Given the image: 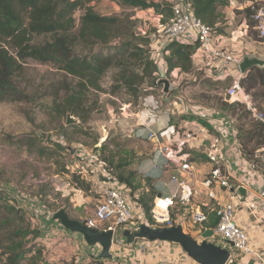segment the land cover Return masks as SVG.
<instances>
[{
	"label": "rangeland",
	"instance_id": "obj_1",
	"mask_svg": "<svg viewBox=\"0 0 264 264\" xmlns=\"http://www.w3.org/2000/svg\"><path fill=\"white\" fill-rule=\"evenodd\" d=\"M149 1L171 8L169 0ZM91 5L101 15L132 18L139 31L150 32L152 42L160 25L167 23V19L157 13L156 7L141 9L124 5L117 0H100ZM83 13L80 10L75 14L78 26ZM222 18L225 22L224 16ZM240 20L241 17H236L233 27ZM218 29L222 36H231L227 26L221 25ZM252 32L254 35L242 43L243 52L261 55L264 52V41L261 40L264 39L259 37L256 30ZM43 39L44 37H40L37 40ZM151 51L153 56L152 47ZM153 58L155 59V55ZM167 77L173 84L172 90L166 92L164 83L161 82L154 87L145 85L137 95H132L118 88L115 72L111 71L102 81L105 91L82 90L84 101L78 107L80 116H76L69 111L66 113L64 108L67 107V96L81 90L77 85L78 80L68 76L54 63L34 59L25 61L14 79L18 91L13 98L1 99L0 96V264H8L9 256L15 252L23 254L18 264H75L72 248L75 245L71 246L70 239L66 241V245H60L64 226H61L60 221L54 220L53 216L62 206L72 207V201L63 196L60 189L64 187V183L73 180L72 170L76 173V169H79L80 163L74 165L75 161L82 158L80 155L88 158L99 155L101 145L107 144L105 152L101 151L103 157L108 158L110 150L115 155L110 164L113 172L119 162L127 164L126 170L137 172L132 199L146 193L149 204H153L150 183L145 180V177L150 176L147 173L144 176L138 171L152 159V146H148L150 141L147 137L135 136L132 132V128L139 122L137 115L146 108L153 107L158 112L169 111L173 125L177 127L180 135L191 129L183 125L185 123L182 121L192 117L188 112L186 115L182 114L184 107L191 106L224 111L235 119L238 129L243 124L249 128L251 116L246 113L248 109L245 104L241 103L235 112L223 105V101L240 103L231 102L226 97V89L231 85L230 78L216 80L199 69L186 75L174 71L167 74ZM255 86L250 93L255 105L264 112V86ZM69 115L74 119L71 123H68ZM102 140L105 142L102 143ZM32 142L34 146L29 151ZM56 142H61L67 149L60 150ZM69 146L75 148L79 154L73 156ZM42 147L46 148L44 155L40 154ZM152 179L155 183L158 181L156 177ZM155 188L157 191L156 184ZM98 202L99 200H92L89 203L90 213ZM34 206L37 207V212L46 210L43 214L45 218L39 214L34 215ZM136 206L139 209L137 203ZM136 213L140 214L139 211ZM213 222L207 226H211ZM184 231L193 236L190 228ZM48 232L55 233L52 235ZM158 244L173 250L166 251L168 257L177 248L188 262L196 263L179 244ZM62 249L65 252L67 249L69 254L60 256ZM70 249L72 252H69ZM118 259L112 262L117 263ZM92 264L102 263L94 261Z\"/></svg>",
	"mask_w": 264,
	"mask_h": 264
},
{
	"label": "built area",
	"instance_id": "obj_2",
	"mask_svg": "<svg viewBox=\"0 0 264 264\" xmlns=\"http://www.w3.org/2000/svg\"><path fill=\"white\" fill-rule=\"evenodd\" d=\"M169 1L173 16L167 23L160 25L158 34H154L156 38L153 37L151 45L158 68L156 84L167 79V74L172 73H169L166 61V55L169 53L167 46L173 41L193 45L195 46L192 55L194 68L216 80L230 78L231 85L226 89V97L231 102L238 101L245 104L256 120L264 122V113L257 108L251 93H248L242 85L245 75L241 70L242 62L247 57H260H253L252 54L243 52V38L251 37L249 35L251 27L247 18L245 17L239 29L231 32L229 38L232 41H229L214 27L197 18L189 1ZM247 3L252 13L251 18L255 22L252 28L257 31L260 38L264 39V0ZM160 17L163 16L160 15ZM233 43H237V46ZM170 89H173L172 83H170ZM187 112L204 119V122L216 132L210 138L200 140V146H204L207 161L211 164L210 171L200 178L201 174L196 161L198 156L195 151L197 147L191 145L192 140H197V134L192 131L193 129L186 130L180 135L173 124H168L165 130L169 131L171 138L165 141L160 138V132L163 130L150 131L147 138L155 146L153 157H163L164 160L161 166H158L162 171L159 179L163 178L164 173H169V178L164 185L169 187L170 192L167 194L162 189L160 191L158 189L159 193L154 197L150 215H147L141 205H138L139 209L137 208V202L132 199L130 187L108 173L100 190L99 202L93 214L84 220L85 225L98 231L112 230L114 233L112 247L129 248H132L130 244L134 241L127 242L124 232L138 231L142 225L152 228L182 225L184 230L190 228V234L200 243L205 240L203 237L205 230L212 229L214 235L207 240L230 252L226 264H244L245 258L250 256L254 257L251 258L252 260L256 259L259 264H264V256L254 250L247 229L238 223L237 218L243 203L254 210L257 209L264 217V200H262L264 189L258 187V179L264 175V147L257 149L251 158H247L240 144L239 129L236 127L234 138L227 128L229 118L203 106L187 107ZM181 150L184 151L181 152ZM232 155L237 157L239 166L246 171L248 180L260 189L257 197L244 200L240 193L233 190L236 178L233 175ZM80 157H82L80 160L90 161L86 155H80ZM95 161L107 166V163L97 154L93 156V162ZM218 189L223 190L222 193H219ZM203 194L209 200H195L204 197ZM226 198L227 200H224ZM36 209L37 207L34 206L35 211ZM137 211L140 212L139 215ZM45 212L46 210L36 211L34 215L39 214L45 218L43 215ZM210 213L217 218L216 226L204 228L203 224L210 220ZM139 240L135 242L139 244L141 242ZM142 242L144 246L140 243L141 249L147 248L145 244L150 242L173 243L163 240ZM116 258H119V253H112V261H116ZM117 264H144V262L136 258L131 261H118Z\"/></svg>",
	"mask_w": 264,
	"mask_h": 264
},
{
	"label": "trees",
	"instance_id": "obj_3",
	"mask_svg": "<svg viewBox=\"0 0 264 264\" xmlns=\"http://www.w3.org/2000/svg\"><path fill=\"white\" fill-rule=\"evenodd\" d=\"M98 1L100 0H0L1 99L13 98L18 91L14 81L15 75L28 59L54 63L68 76L78 80L77 85L81 90L67 96L65 103L67 107L64 108L66 113L69 111L76 116H80L78 107L84 101L83 91L89 89L105 91L102 81L111 71L115 72L118 88L132 95H137L145 85L152 87L156 85L158 68L152 56L150 32L139 31L132 18L122 19L119 16L99 14L91 5ZM117 1L141 9L154 8L149 0ZM187 1L192 4L197 18L219 32L218 27L223 22L220 7L229 5L230 0ZM155 9L167 21L173 16L170 7L162 6ZM80 10L84 13L78 26L75 14ZM243 12L251 27L249 35L252 36L255 22L251 18V10L247 7ZM40 37L44 39L37 40ZM194 49L193 45L171 42L167 46L169 53L166 55L169 73L193 72ZM263 71L264 66H255L245 73L242 85L248 93L257 84L264 86ZM223 105L235 112L242 104L223 101ZM258 109L263 112L262 109ZM246 113L251 116V122L249 128H246V124L239 126V140L243 153L247 158H251L257 149L264 147V122L256 120L249 110ZM56 145L60 150L67 149L61 142H56ZM32 146L34 142L30 143L29 151ZM106 147L107 144H104L102 149L105 150ZM45 150L46 148L42 147L40 154L44 155ZM114 156L110 150V156L103 157L110 174L128 185L131 195H134L132 192L133 188L136 189L137 172L126 170L127 164L123 162H119L116 171L113 172L110 164ZM79 175L81 174H72L74 183L82 189L87 188L86 182ZM145 180L150 183L149 188L155 197L158 190L156 191L153 179L145 177ZM147 195L140 194L134 201L150 215L153 204H149ZM83 223L85 224V221ZM216 223L217 218L211 226H207L206 222L203 227L213 228ZM22 255L15 252L9 256L8 264H18Z\"/></svg>",
	"mask_w": 264,
	"mask_h": 264
},
{
	"label": "crops",
	"instance_id": "obj_4",
	"mask_svg": "<svg viewBox=\"0 0 264 264\" xmlns=\"http://www.w3.org/2000/svg\"><path fill=\"white\" fill-rule=\"evenodd\" d=\"M230 5H227L225 7H220V12L224 16L225 22H222L219 26L224 25L227 26V29H230V32H234L235 30L239 29L241 26V23L244 21L246 15L243 12V10L248 6L247 2L241 1V0H230ZM222 16V17H223ZM236 17H241V20L238 25H235L233 27L234 21L236 20ZM232 26V27H231ZM251 37L243 38L242 43L245 41H248ZM229 41H232L229 37ZM238 43V42H237ZM237 43L234 44L237 46ZM262 44V43H261ZM261 50V49H260ZM264 51V50H263ZM264 60V52L261 55H255L253 54V57H258ZM195 71V70H194ZM192 73V72H191ZM182 75H186L187 73L182 72L180 73ZM219 115H224L227 118H229V123L227 124V128L231 133V136L235 138L236 136V124L235 119L232 118V116L226 114L224 111H216ZM169 111L167 112H158L153 107L151 109L146 108L144 111L139 113L138 116V124H135V126L132 128V132L135 136L144 137L146 138L150 131L160 132L161 130L167 129L168 124H174L172 122L171 116H169ZM187 113V107H184L182 110V114ZM190 114V113H188ZM186 115V114H185ZM190 117L188 120L183 119V125L186 127H191V129H188L189 131L192 130L197 134V140H192L191 145L196 146L195 151L197 152L196 161L197 165L199 167L200 171V178L205 174L206 172L210 171L211 164L207 161L206 154L204 152V146H200L202 139L208 137L210 138L212 135L216 134V132L209 127L208 124H206L204 119L199 118L197 116ZM201 119V120H200ZM160 132V138L161 140L165 141L168 140L170 137L169 131ZM162 133V134H161ZM148 139V138H147ZM149 140V139H148ZM150 141V140H149ZM105 142L102 140V143ZM148 146L150 145V148L152 146V151H155L154 143L150 141V143H147ZM103 146V145H101ZM105 152L102 148L100 149L99 156L101 159H103L102 152ZM79 153V152H78ZM104 160V159H103ZM163 157H152L151 160L143 164L140 169L138 170L141 174L147 173L150 177L154 178L156 177L158 181L156 183L154 182V185H157V189H162L164 193H169L170 189L166 185H164V182L169 178V173H164L163 178L161 180L159 179V175L161 174V170L158 168V166H161L163 163ZM232 162H233V175L236 178L235 184L233 187V190L240 193L244 200H250V197H257L259 193V188L261 187L264 189V175L261 176L258 179V187L255 186V184L251 183L248 180L246 171L239 166L238 159L235 155H232ZM80 163V165L78 164ZM73 164V163H72ZM78 164V168L76 169L77 174H81V178L88 184L87 188L82 189L81 187H78L76 183H74L73 180L67 181V183H64V187L60 190L63 192V196L69 197V200L72 201V207L66 208L64 206L60 207V209H65L66 212L69 214L71 218L84 221L87 217L91 216L93 214L88 211L89 203L92 202V200H99L100 198V190L104 184V181L106 179V175L109 172L107 166H104L101 162H93V157L90 158V161L86 160H79L78 162L75 161L74 165ZM72 165V166H74ZM75 169V168H74ZM75 170H72L73 173ZM72 173V174H73ZM56 176L61 177L59 174H56ZM145 176V174H144ZM158 191V193H159ZM223 190L218 189L219 193H222ZM204 195V194H203ZM225 195V194H224ZM195 200H209L205 195L201 198H196ZM224 200H227L224 199ZM264 200V198L262 199ZM203 208L206 210V207L203 206ZM58 209V210H60ZM95 210V209H94ZM208 211V210H207ZM211 214V213H210ZM210 220L208 223H212L213 220L216 218L214 214L210 215ZM238 223L245 227L247 229L250 238L251 243L254 246V250L257 253H261L262 256H264V217L261 216L260 212L256 209H252L251 207L247 206V204L243 203L240 206V209L238 211ZM61 225V224H60ZM63 227V225H61ZM210 228V227H209ZM64 232H62L60 239H61V246L66 245V241L70 239L71 246H73V254L75 255V264H82L89 263L92 264L94 261H99L102 264H117L113 263L111 258H104L102 257V247L100 245H90L86 242L84 236L80 233L73 232L71 230H67L64 228ZM55 232H48V234H54ZM140 243H143L142 240ZM140 243L133 242L132 248L123 246L118 247L114 246L112 247V253L118 254L119 253V259L118 261H131L136 258H140L143 260L144 264H198L197 262H188L186 258L181 255L179 252V249L175 248L174 254L172 253L171 257H168L166 255V251L171 250L170 248L167 249L165 246L163 247L159 246V242H150V244H145L147 248H139ZM153 244H158L154 246ZM148 245V246H147ZM153 245V246H151ZM164 245V244H163ZM144 246V243H143ZM71 248V249H72ZM69 250V252L71 251ZM68 250L62 249L60 256L63 257ZM72 252V251H71ZM165 254V255H164ZM251 258H254L253 256H250L248 258H245L244 264H259V262H256L258 260ZM86 260V261H85ZM107 260V261H104Z\"/></svg>",
	"mask_w": 264,
	"mask_h": 264
},
{
	"label": "water",
	"instance_id": "obj_5",
	"mask_svg": "<svg viewBox=\"0 0 264 264\" xmlns=\"http://www.w3.org/2000/svg\"><path fill=\"white\" fill-rule=\"evenodd\" d=\"M156 8H160L161 4L152 3ZM255 66H264V60L259 58H245L241 64V70L246 73L249 69ZM165 91L170 89V82L167 79H163ZM74 119L72 116H68V123H71ZM72 155L76 154L77 150L68 147ZM54 220L60 221L61 224L68 230L80 233L84 236L86 242L90 245H100L102 247V257L111 258V249L113 246V231H98L96 229L88 228L82 221L71 218L65 209H60L54 216ZM214 235L212 229H207L203 233V240L201 243L194 237L184 231L182 225L173 227L152 228L147 225H142L138 231L131 232L127 230L124 232V236L127 242L131 243L137 239H147L150 241L163 240L179 244L183 250L193 258L198 264H226L229 260L230 252L216 245L213 242H209L207 239Z\"/></svg>",
	"mask_w": 264,
	"mask_h": 264
}]
</instances>
